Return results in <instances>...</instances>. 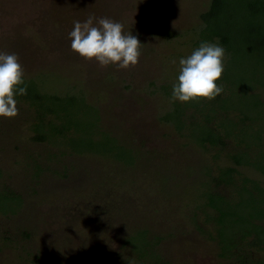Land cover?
Listing matches in <instances>:
<instances>
[{
    "label": "rangeland",
    "instance_id": "rangeland-1",
    "mask_svg": "<svg viewBox=\"0 0 264 264\" xmlns=\"http://www.w3.org/2000/svg\"><path fill=\"white\" fill-rule=\"evenodd\" d=\"M57 1L65 3L60 6L65 9L60 18L47 13L54 10L50 6L55 0H0V52L15 53L24 76L36 77L52 91L80 92L97 105L101 135L96 134L95 140L102 149L81 155L68 152L63 162L51 164L59 173L49 170L35 178L30 157L44 165L47 149L55 152L58 147L33 139L29 106L17 102L18 115L0 117V190H13L24 200L16 214L0 212V264H34L27 252L39 250L51 252L59 264H106L108 260L95 257L98 251L122 252L124 238L140 248L139 228L162 238L158 248L173 264H233L216 256L219 247L194 221L205 232H213L214 225L204 221L198 208L203 210L208 201L211 178L232 162L226 153L216 158V149L199 147L197 137L181 135L172 123L162 120L168 111L175 112L161 86L178 82L179 61L196 49L193 42L199 16L208 0ZM89 16L120 22L126 34L139 39L141 55L135 66L101 67L95 59L87 60L71 50L68 34L74 22H84ZM223 63V74L244 80L237 88L233 86L228 107L258 120L252 134L264 132L256 90L247 92L259 88L264 100V89H260L264 59L244 51L234 58L225 54ZM94 107L88 113L90 122ZM238 168L264 187L261 173L249 166ZM218 189L232 195L227 185ZM4 205L8 211L17 206L13 201ZM236 209L246 216L250 212L246 203ZM75 222L85 228L81 235L75 233ZM96 224L100 228L112 225L104 231L109 248L86 242L92 234L86 228ZM69 227L73 229L67 231ZM96 239H102L100 234Z\"/></svg>",
    "mask_w": 264,
    "mask_h": 264
},
{
    "label": "trees",
    "instance_id": "trees-1",
    "mask_svg": "<svg viewBox=\"0 0 264 264\" xmlns=\"http://www.w3.org/2000/svg\"><path fill=\"white\" fill-rule=\"evenodd\" d=\"M63 2L57 0L52 2L54 5L50 8L54 10L48 9L47 12L50 18L54 15L58 18L63 13L65 9L60 7L63 4L65 6ZM199 18L200 26L196 30L197 38L193 42V48H198L201 42H211L222 46L225 54L233 58L236 53L249 51L260 61L264 59V0H208L207 7L200 13ZM156 31L165 35L170 34L167 31ZM243 81L236 76L232 77L229 73L222 74L221 79L216 81L218 86L223 87L221 94L211 100L200 98L198 101L191 100L185 103L172 99L175 82L162 85L161 89L170 97L172 110L174 109L175 112L168 111L162 115V120L172 123L181 135L189 134L192 138L197 137L199 147L216 149L218 151L215 154L216 158L226 153L232 162L214 177L209 176L213 183L210 196L202 207L203 210L198 208L201 214H204V221L214 225L213 232H205L200 222L194 220L197 228L206 233L205 236H209V240L218 243L220 253L216 256L225 261H232L233 264H264V187L259 181L243 175L238 168L249 166L264 175V132L252 134L259 125L258 120L252 119L241 110L230 109L227 104L228 97L234 92L233 86L237 88ZM24 82L27 85V94H17L15 99L18 103L29 106L33 112L31 125L34 132L33 139L54 145L59 149L55 152L50 148L47 149L48 155L45 156L44 165L39 162L40 160L30 157L35 169V178H39L49 170L58 172L51 164L63 162L62 157L68 152L70 155L73 153L81 155L88 151L101 152L102 148H99V143L95 140V135L101 132L97 129L100 127V109L97 105L80 92L52 91L50 87L40 84L41 82L34 76H24ZM258 89L252 87L247 92L254 94L256 90V97L259 99L256 106H259V111L264 116V100ZM260 89H264V84ZM92 107L96 112H94V121L90 122L88 119L91 117L88 113ZM252 121L255 124L253 126ZM94 128L97 129L96 133ZM186 128L198 131L199 134L190 135V131L185 133ZM248 135L251 137L249 141ZM67 167L65 171L68 174L69 167L68 169ZM1 172L0 168V176ZM223 173L225 177L220 176ZM222 185L230 187L232 195L218 189ZM9 201L15 202L17 206L8 211L4 203ZM23 203L22 195L15 191L6 188L0 190V212L3 214H16L23 207ZM240 203L248 205L250 211L248 216L237 211L236 208ZM101 207L102 204L99 205V208ZM80 226L75 222V233L78 231L81 235L85 228ZM111 228L110 224H107V227L103 225L100 228L96 224L92 228H86V231H92L91 238H85L86 242L94 241L99 247L102 245L109 248L110 240L105 238L104 231ZM71 229L73 228L69 227L67 231ZM137 231L143 241L142 247L137 248V244L124 238L120 247L127 249L126 252L124 250L103 253L98 249L95 257L108 260L106 264H173L158 248L162 241L161 237L150 235L148 228H139ZM97 234H100L102 239L97 240ZM26 237L30 238L31 234L26 232ZM6 239L13 240L11 237ZM27 254L33 257L31 262L34 264H59L58 258L47 250H39L38 253L28 251Z\"/></svg>",
    "mask_w": 264,
    "mask_h": 264
},
{
    "label": "clouds",
    "instance_id": "clouds-1",
    "mask_svg": "<svg viewBox=\"0 0 264 264\" xmlns=\"http://www.w3.org/2000/svg\"><path fill=\"white\" fill-rule=\"evenodd\" d=\"M68 35L72 51L87 60L95 59L101 67L112 64L121 69L135 66L141 55L139 39L131 33L126 34L122 23L108 17L89 16L84 22L75 21ZM224 55L222 46L201 42L189 56L180 59L172 99L181 102L200 98L211 100L221 94L223 87L216 81L221 79L224 71ZM17 94H27L24 69L15 53L0 52V117L18 115Z\"/></svg>",
    "mask_w": 264,
    "mask_h": 264
},
{
    "label": "flooded vegetation",
    "instance_id": "flooded-vegetation-1",
    "mask_svg": "<svg viewBox=\"0 0 264 264\" xmlns=\"http://www.w3.org/2000/svg\"><path fill=\"white\" fill-rule=\"evenodd\" d=\"M263 176H264V175H263ZM216 243H217V242H216ZM217 247H218V243H217ZM219 251H220V250L217 249V250H216V254L220 253ZM240 253H243V252H240Z\"/></svg>",
    "mask_w": 264,
    "mask_h": 264
}]
</instances>
